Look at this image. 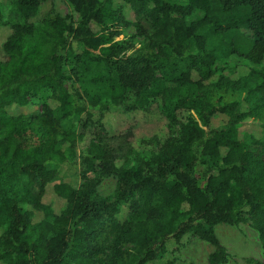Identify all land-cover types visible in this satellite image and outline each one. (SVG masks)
<instances>
[{"label":"trees","instance_id":"1","mask_svg":"<svg viewBox=\"0 0 264 264\" xmlns=\"http://www.w3.org/2000/svg\"><path fill=\"white\" fill-rule=\"evenodd\" d=\"M66 1L76 25L50 16L53 0H8L0 264H175L187 235L212 247L208 264H225L212 226L246 223L264 259V70L215 74L206 49L237 32L250 44L239 55L262 63L264 0ZM195 11L203 16L187 22ZM136 36L147 52L126 56ZM224 52L238 54L231 43ZM144 113L165 121L164 137L135 139L134 123L114 132L105 121ZM75 149L78 162L66 156ZM76 171L114 177L113 193L72 183ZM50 192L57 211L44 203Z\"/></svg>","mask_w":264,"mask_h":264},{"label":"rangeland","instance_id":"2","mask_svg":"<svg viewBox=\"0 0 264 264\" xmlns=\"http://www.w3.org/2000/svg\"><path fill=\"white\" fill-rule=\"evenodd\" d=\"M102 1V0H100ZM185 2L186 0H179ZM48 9L52 8V14L50 16L59 15L66 22L74 23L79 22V15L73 11L66 0H53ZM9 5L8 0H0V42L3 41L9 34L10 29L4 23L9 18ZM203 16L202 12L195 11L186 20H198ZM38 33L41 32L42 27L37 26ZM125 33L128 35H135L134 27H126ZM43 36V33L40 34ZM137 45L134 50L126 52L125 55L129 57H135L141 52H147L148 39L144 37H135ZM241 37L237 32H228L219 37H210L207 40L206 49H214L217 52V58L214 61L211 70L215 74H222L224 76L231 74L236 68L241 66L250 67L254 70H264V60L258 65H253L247 62L239 53H245L250 44ZM233 44L238 54L226 55L224 52V44ZM193 55L196 56L197 52L194 51ZM64 85L69 90H78L79 84L72 80H64ZM91 88V87H90ZM105 121L110 125L108 128H112L114 132L120 130V126L123 125V129L134 123V138L140 139L143 137H150L154 135H161L160 138L166 135V123L159 115L149 114H133L131 118L118 124L117 120L113 117V114H107ZM112 125H117L113 127ZM79 150H72L66 153L68 159L73 162H78ZM132 161V160H131ZM78 171V170H77ZM70 173V181L74 184H84L91 182L95 186L96 193L99 197H109L116 185L115 178L112 176H102L99 174H86L81 175L78 172ZM44 203L49 204L57 211L61 208V203L55 198V195L50 192L45 198ZM212 232L218 239L220 245L224 248L227 261L225 264H244L245 261L251 260L254 262L263 263L264 259L261 253V248L258 242L257 233L249 226V223L238 225L237 227H230L225 224H215L212 226ZM98 244L103 240V237L98 238ZM178 245L179 261L175 264H208V257L212 253L213 249L210 245L200 241L198 238L192 236L183 237Z\"/></svg>","mask_w":264,"mask_h":264}]
</instances>
